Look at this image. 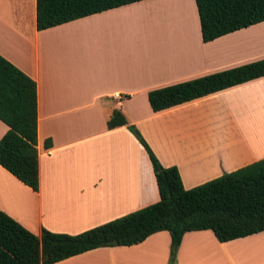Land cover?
Listing matches in <instances>:
<instances>
[{
    "label": "crops",
    "instance_id": "crops-1",
    "mask_svg": "<svg viewBox=\"0 0 264 264\" xmlns=\"http://www.w3.org/2000/svg\"><path fill=\"white\" fill-rule=\"evenodd\" d=\"M147 9L170 28L164 46L132 36ZM0 56L36 87L37 191L0 167V211L33 235H76L158 200L142 147L125 126L106 128L114 110L185 190L264 158V77L157 113L146 97L263 59L264 21L203 43L193 0H143L36 31L35 0H0ZM6 131L0 121V138ZM169 243L160 231L54 264H168ZM175 264H264V233L219 243L187 232Z\"/></svg>",
    "mask_w": 264,
    "mask_h": 264
},
{
    "label": "trees",
    "instance_id": "trees-1",
    "mask_svg": "<svg viewBox=\"0 0 264 264\" xmlns=\"http://www.w3.org/2000/svg\"><path fill=\"white\" fill-rule=\"evenodd\" d=\"M143 0H35V29L42 31ZM200 39L213 41L264 21V0H193ZM264 77V58L227 70L156 88L147 103L157 113ZM0 167L36 192L35 83L0 56ZM125 126L147 155L158 200L76 235L44 229L38 236L0 211V264H54L102 247L132 246L165 231L168 264L187 232L208 230L219 243L264 233V158L185 190L175 167L160 165L137 129L114 110L108 130ZM50 141L44 140L48 149Z\"/></svg>",
    "mask_w": 264,
    "mask_h": 264
},
{
    "label": "rangeland",
    "instance_id": "rangeland-1",
    "mask_svg": "<svg viewBox=\"0 0 264 264\" xmlns=\"http://www.w3.org/2000/svg\"><path fill=\"white\" fill-rule=\"evenodd\" d=\"M177 3H178V1L177 2L175 1L172 4H177ZM150 9H147L145 13L134 14V16L138 17V18L132 20V22H131V24H132L131 25L132 36L137 38V40L138 39L146 40V42H149L150 39L155 37L156 42H158V43L161 42L162 46H164L165 40H161V36H164L165 34H167L168 32H166V30H169L170 28H167V24L165 23V21L163 22L160 20V22H159V18H161V14H157L154 17L152 15V12H155V11L152 10V12H151ZM184 12H185V10H184ZM156 24L157 25L164 24L163 26H165V28H167V29L164 30L163 28H161V26H156ZM172 27H173V29H175L176 25H172ZM175 30H176L175 33H179V34L181 33V35H182V30H177V28ZM181 35H179V36H181ZM175 39L177 40L178 43L182 41L180 39H177V37ZM162 46H161V48H162ZM162 50H164V49L162 48ZM160 53L162 54L161 50L159 49L158 54L160 55Z\"/></svg>",
    "mask_w": 264,
    "mask_h": 264
},
{
    "label": "built area",
    "instance_id": "built-area-1",
    "mask_svg": "<svg viewBox=\"0 0 264 264\" xmlns=\"http://www.w3.org/2000/svg\"><path fill=\"white\" fill-rule=\"evenodd\" d=\"M112 97L115 98V99H117V98H119V95L114 94Z\"/></svg>",
    "mask_w": 264,
    "mask_h": 264
},
{
    "label": "bare ground",
    "instance_id": "bare-ground-1",
    "mask_svg": "<svg viewBox=\"0 0 264 264\" xmlns=\"http://www.w3.org/2000/svg\"><path fill=\"white\" fill-rule=\"evenodd\" d=\"M190 19H191V18H190V17H188V22L190 21Z\"/></svg>",
    "mask_w": 264,
    "mask_h": 264
}]
</instances>
